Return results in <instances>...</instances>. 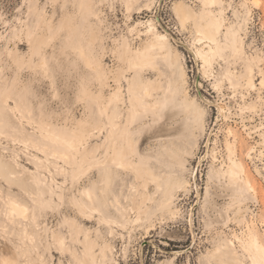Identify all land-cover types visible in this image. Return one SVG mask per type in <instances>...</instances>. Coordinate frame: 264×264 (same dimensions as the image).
I'll use <instances>...</instances> for the list:
<instances>
[{
  "label": "rangeland",
  "instance_id": "1",
  "mask_svg": "<svg viewBox=\"0 0 264 264\" xmlns=\"http://www.w3.org/2000/svg\"><path fill=\"white\" fill-rule=\"evenodd\" d=\"M263 252L264 0H0V264Z\"/></svg>",
  "mask_w": 264,
  "mask_h": 264
},
{
  "label": "bare ground",
  "instance_id": "2",
  "mask_svg": "<svg viewBox=\"0 0 264 264\" xmlns=\"http://www.w3.org/2000/svg\"><path fill=\"white\" fill-rule=\"evenodd\" d=\"M175 13L182 26H185V24L188 22L190 17L191 18L193 17V14L189 12L182 3H179L175 7ZM163 40H166V39H163ZM231 171H233V169ZM235 172L237 173L238 176L241 175V173H239L237 170ZM251 247H253V249H255L257 253L259 252L257 247L255 248L253 245ZM262 255L264 259V252L262 253ZM256 264H261V263L256 262Z\"/></svg>",
  "mask_w": 264,
  "mask_h": 264
}]
</instances>
